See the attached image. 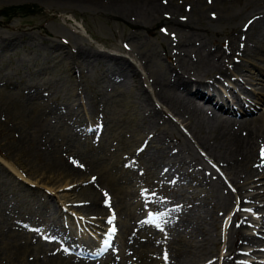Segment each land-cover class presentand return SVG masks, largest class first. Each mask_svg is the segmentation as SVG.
<instances>
[{"label": "rangeland", "instance_id": "374dc122", "mask_svg": "<svg viewBox=\"0 0 264 264\" xmlns=\"http://www.w3.org/2000/svg\"><path fill=\"white\" fill-rule=\"evenodd\" d=\"M204 1L208 5V12L206 11L200 18L193 20L189 16L190 13L186 12L181 13V17L177 19H171V17L165 15L154 17L147 14V9H144L140 5V7H131L133 8L132 11L128 9L129 3H127L126 7L122 4L115 6L110 4L108 0H0V12L3 13V15H0V36L7 37V39L10 38L9 40L17 36L20 37V41L18 40L17 42L18 44L10 45L11 47L8 44L0 50V87L3 88V90H0V226H2L0 227V232L1 234L3 232L4 236L9 234L7 233L9 228L6 226L5 220L10 221L12 213L13 221L21 222L20 229H23L22 231L16 232L18 234L13 232L9 235L10 237H7V242L10 245L16 243L25 244V235L21 236V238L19 237L23 232L25 234V216H27V220H32L37 224L41 222L44 227H50V229L55 225L52 219L58 220V222L64 221L68 225V228H71L73 234H77V227L80 232L85 229L84 231L86 234L88 233V238L91 236L89 232L96 235L97 231H102L104 235L108 226L112 224L114 228H117L119 224H116V220L119 219L122 222L124 219L128 222H123V226L128 225L127 228L131 232L130 236L132 234H138L137 236L141 238L149 235L151 239H156L155 241L151 240L154 246H157L159 249L161 248L160 250L166 248L167 250L165 249L161 253L162 256H164L163 253L166 255L168 248L171 250L172 247H176L180 243L188 259H191V257L192 259L194 257L197 259L198 255L199 258L195 262L197 263L200 260L201 262L199 264H203L202 260L204 259L202 256L200 257L202 243L209 245L210 253L208 254L212 252L214 256L218 254L216 256V262L218 264H221L223 256L227 255L228 248L234 249L236 260L240 264H264V230H262V226L260 227L257 222L248 225L245 224L246 226H239L236 221L237 214H241L242 216L243 213L247 214L250 212L245 209L246 206L251 207V209H254L256 206L257 208L254 210L255 215H253L255 217L254 219L258 221L264 220V173L259 174V177L247 179L246 182L248 184L244 181L245 185L254 187V189L249 191L250 187L248 188L247 186L238 191L237 187L239 185L245 186L244 182H236L232 185L230 182L231 176L224 172L225 170H218L215 165L214 157L219 156L220 153L202 148L196 143L195 139L185 134L184 130H187L186 125L188 122L175 114L158 97L157 90L161 88L159 87V85L161 86V82H155L156 84L153 82V79L155 81L163 80L161 78V68L169 64V60L167 59L168 54L171 55L169 59L172 58L173 61H175V57L177 56L170 37L173 35H194L204 40L207 47H212L211 49H215V54L221 56L225 48L230 49L232 45H239L243 37L247 39L248 34H246L245 28L264 8V0H228L217 8L213 5L212 0ZM124 3L126 2L124 1ZM21 5H25V8L20 7ZM195 40L197 41L196 46H198L200 40L198 38ZM49 44L55 45L54 48H51L53 51H51ZM46 46L49 47L47 52L46 48H44ZM85 50H98L112 55L125 56L127 61L138 68L143 79V84L151 97V100L149 102L147 101L148 104L152 103V105H157L161 109V114L152 123L153 129L168 131L172 137L181 136L185 143L180 144V147L189 149L190 153L198 158L195 164L197 170L200 168V165L202 166V164H198L199 161L205 165L203 166L205 169L201 167L200 170L205 175L209 173L206 176L208 179H210L209 176L213 179L215 182L214 186L207 187L208 185L204 183H202L204 186L199 183L195 185L193 179H188L183 182L184 185L179 186L180 189L174 191L171 188H165L169 185V179H167L164 169L147 167L142 162L141 153L137 155L133 152V155L130 157L124 156L129 151V148H131L132 141L139 127L143 125L141 116L142 114L144 116L148 104L130 92L128 87L129 81L122 82L117 80L119 84L117 87L121 85L118 90L121 92L122 98L124 97L129 101V107L124 108L123 111L121 109L112 110L114 108L108 107V105L104 107L102 101L104 102L105 99L99 96V91L102 88V83L106 81L103 77L106 61L93 60L92 58L79 59V54ZM189 50V55H194V58L189 59V61L195 60L198 55H201L199 52ZM23 57L27 60L29 58V63L20 62ZM74 58L78 60L76 63L79 64L76 70L72 64ZM34 62H44V65H32ZM143 62H147L145 65L148 64V71L143 66ZM31 70L34 73H30ZM149 72H152V75ZM201 74H198L200 78L210 82L214 78L210 74ZM249 75L250 72L243 69L239 71V75L233 74L230 79L222 83H214L230 99V91L227 88L242 94L241 86L243 83L249 89L256 86V83L243 82V80H247L250 77ZM234 80L235 84L233 83ZM2 84L6 87H3ZM7 90L9 92H17L18 100H14L12 103L9 98L6 99L10 96ZM169 92H166L167 95L172 97V92ZM164 94L165 92H163ZM173 97L172 101H175L176 97H174L175 99ZM93 98L99 100L96 108L92 106L90 108L92 111L95 109L93 111L95 113L94 119L87 116L83 108L79 105V102L82 101L86 106H89L90 104L88 103ZM19 100L22 102H32V100H36L38 103L42 102L40 104L43 107L42 116L43 119L46 117L48 120V127L39 130V125L36 126V120L37 122L41 121L35 116L29 117L26 112H22L21 110L13 109L11 112L6 111L7 107L14 106ZM263 101L261 100L257 103L259 106L256 104L252 112L253 114H256L258 109L264 107L261 104ZM176 103L182 108L185 102L179 101ZM62 109L81 113L79 116L83 115L84 117L82 124H80L81 126L73 125L70 119H64L60 116L57 117L55 112H53ZM261 111H264V108ZM89 114H91L90 111ZM138 119H140L139 125L138 122L136 124L134 123ZM107 120L111 124V132L105 131L103 133L104 136H100V128L104 127L103 121L107 123ZM46 134H49L50 138L59 142L61 147L63 146L65 154L62 156L64 157L62 159L64 161L68 154L76 151H80L82 157L87 158L91 153L88 149H85V146H96L99 140L101 141L102 138H107L105 140V146L100 147L97 144L95 147L97 149L95 150L96 155L101 157V162L105 163L107 160L110 163V161H114L116 154H120V158L123 156L125 159L128 158L127 160L130 162H134H131L132 166H134L132 169L134 178L131 175V177H128L131 179L129 181L127 180L123 185H127L126 189L132 190L131 192L134 193L140 190L139 187H143L142 189H144L141 191L142 194L136 192L132 195L134 199H137L135 201L139 204L141 203L140 206H143L140 207L141 212L137 209L136 211L133 210L137 215L134 217H137L139 223L133 222L134 217H130L129 219L123 218L122 213H118V210L108 203H104L103 206L107 208L106 212H109L112 207L109 214H116V216L112 215L114 219H94L90 217L94 215L91 210L85 211L82 203H72L78 198L77 190L79 188L73 186L75 183L69 181V177L67 179V177L63 176V173L36 171V166L38 169L47 168L48 161L45 159V156L48 149L45 146H39L41 137L43 138ZM92 136L97 137L95 139ZM88 138L91 139V144H88ZM147 138H144V140H147ZM80 139L84 140L82 142L84 145L82 146L78 144ZM52 142L50 144H53ZM74 144L76 145L74 146ZM68 147L70 148L67 149ZM115 147H117V153L115 152ZM133 147L135 148V141L132 150L134 149ZM133 156L137 157L136 160H132ZM258 156H261V152H258ZM118 165H121V161ZM13 166L21 172V175L16 174L17 171L13 170ZM207 171L214 172V175L216 173L218 176L212 178L210 172L207 173ZM85 175L87 176L88 173ZM31 180L34 181L31 182ZM218 187H221V191ZM254 193L253 198L242 200L245 207L242 209L236 208L235 204L238 203L239 195L245 196ZM32 194H39L40 198ZM172 197L177 198L175 201L178 205V209L174 212L169 211L164 204L172 200ZM68 198L71 201H66ZM106 201H110V199L107 197L104 202ZM48 202L49 206L45 205ZM126 202H130V199H127ZM179 209L182 210L179 213L188 215L189 219L186 220L191 221L192 229L197 226L201 229V231L199 230L201 235L198 230L193 234V232L188 231V227H184L183 220L178 217V215H181L177 213ZM30 211H33V213ZM140 220L142 221L140 222ZM77 222L78 224H76ZM2 229L4 230L2 231ZM37 229L39 227L35 229V233L37 234L36 238L35 235L33 237L31 236L32 239L30 238L33 240L32 242L38 245L41 244V246L51 245L45 235L39 238L40 233ZM152 231L154 234H152ZM173 232L175 233L172 234ZM247 233L256 235L259 240L257 242H247V244L242 243L243 237L248 236ZM208 235L214 242L218 243L213 245L208 242L206 240L208 239ZM158 237L164 241L163 245H161L162 241L160 244ZM111 238H114L116 241L112 243ZM176 240H178L177 243ZM110 241L107 243V247L110 246L111 248V245L115 244L120 249L124 247L121 244V239L118 237V232L111 233ZM120 244L122 246H119ZM123 249L121 251L124 254L126 253V249L124 252ZM260 249L262 250L260 252L254 251ZM125 255L128 257L127 254ZM1 257L2 255H0ZM8 262L10 264H16L11 263L6 258L0 260V264H9ZM101 264H103L102 261ZM168 264L173 263L169 262Z\"/></svg>", "mask_w": 264, "mask_h": 264}, {"label": "bare ground", "instance_id": "6f19581e", "mask_svg": "<svg viewBox=\"0 0 264 264\" xmlns=\"http://www.w3.org/2000/svg\"><path fill=\"white\" fill-rule=\"evenodd\" d=\"M108 1L110 4H113L115 6L122 4L125 7L127 6V3H129L130 5L128 9H131L132 11H133V8L131 7L142 6L144 7V9H147V14L149 15H152L154 17H160L161 15L162 16L165 15L167 17H171V19H177L181 17V13L186 12V13H190L189 16L192 17L193 20H195V19L200 18V16H202V14H204L206 11L208 12V9H207L208 5L206 4L204 0H108ZM124 1L126 3H124ZM207 1H211V0H207ZM212 1H213V5L215 6V8H217L222 3L227 2L228 0H212ZM245 29L247 32L246 34H248L246 37L247 39L243 37L239 45H232L230 46V49L224 47L225 50L222 51L223 55L221 54V56H218L217 54H215L214 52L215 49H211L212 47L211 48L207 47L206 42L199 37H196L191 34H186L184 36L173 35L170 38L172 39L171 41V43H173L172 45H174L175 47V51H176L175 54H177L176 57L174 56L175 61H173L172 58L169 59L171 55L168 54L167 59L169 60V64L161 68V75H162L161 78L163 80L155 81V79H153L154 83L161 82V86L159 85V87L161 88H158L157 90L158 97L164 103H166L168 107H170V109L175 114L179 115L184 121L188 122L186 125L187 130H184L185 134H188L192 139H195L196 143H198L202 148H205L209 151H218L220 153L219 156L214 157L215 165L218 168V170L220 171L225 170L224 172H226L227 174L231 176L230 182L232 183V185L235 184L236 182H244V181L246 182L247 179L259 177V174L264 173V157H262V155L258 156V152H262V150H264V111H260L257 115L250 114V112L253 110V107L256 106V103L264 99V8L256 15V17H254V19L247 25ZM196 38L200 40V43H198V46H196V43H197V41L195 40ZM9 39L10 38L7 39V37L0 36V50L1 48H3L4 46H7L8 44L9 46L13 44H18L17 42L20 39V37L17 36V37L12 38L11 40ZM54 46L55 45L49 44L50 49L54 48ZM49 47L47 46L44 47L46 48V52L48 51ZM189 49H191V51L194 50L196 52H199L201 55L200 56L198 55L195 60H190L191 61L190 62L189 59H193L194 55L193 56L189 55L190 53ZM51 51H53V49H51ZM186 57L188 58L185 59ZM80 58H86V59L92 58L93 60L106 61V64H104L105 67L103 70V77H104V80L106 81L102 83V88L99 91V96L105 99L104 102L102 101L104 107L108 105V107L110 106L114 108V109L111 108L112 110L121 109L122 111L124 108L129 107V101L125 99L124 97L122 98L121 92L117 91V89L121 87V85L117 87V85H119L117 80L118 81L120 80L122 82L129 81L128 87L130 89V92L138 96L140 100L145 102L146 104H148V102L151 100V97L149 96V93L145 85L143 84V79H142V76L138 68H136L135 65L127 61L125 56L112 55L110 53L100 52L98 50H85L81 54H79V59ZM28 60L30 59L28 58ZM28 60L25 57H23L21 58L20 62L29 63ZM77 61L78 60H76V58L72 60V64L75 70L78 67L77 65H79L76 63ZM146 63L143 62L142 64L145 67V69L148 71V68H147L148 64L145 65ZM32 65L42 66L44 65V62L43 63L34 62ZM187 66H190V67H187ZM243 69H246L250 72V75H249L250 77L247 80H243V82L256 83V86L249 89L245 87L243 83V85L241 86L242 94L239 93L238 91H233L230 88H227V90L230 91V96H229L230 99H229L225 95V93H223L222 89L217 87L214 82L222 83L225 80L230 79L233 76V74L239 75V71ZM38 72H35V73H38ZM30 73H34V72L31 70ZM201 73H204V75L210 74L214 78L211 80V82L206 79H202L199 76V75H202ZM149 74L152 75V72H149ZM233 83L235 84V80L233 81ZM3 87H6V86L4 85ZM0 88H1L0 90H3L2 87ZM168 91L172 92V95L176 97L175 99L172 96L175 99V101L174 100L172 101V97L167 95L166 92ZM163 92H165L164 95H163ZM16 93L17 92L8 91V94L10 96L7 95L8 97L6 99L9 98L13 103L14 100H18ZM99 96L98 98L101 100ZM19 101L17 102V104H14V106H12L13 108L10 107L12 109L7 107L6 111L11 112L13 109L18 110V111L21 110L22 112H26V114L29 117L35 116L39 119V121H41V122H37L36 120V123H37L36 126L39 125V130L48 127V124H49L48 120L46 119V117H44L43 119V116H42L43 107L42 105H40L42 102L38 103L36 102V100L35 101L32 100V102L31 101L30 102L28 101L19 102ZM98 101H99L98 99L93 98V99H90L88 103L90 104L89 106H86L85 103H83L82 101L79 102V105L81 106V108H83L87 116H90L91 118L94 119L95 113H93V111L95 109L92 111V109L90 108L91 106L96 108ZM179 101L185 102L187 104L183 103L184 107L181 108L180 106L177 105L178 103H176ZM148 105H147L146 111L144 112V116L143 114L141 116V120L143 119V125L139 127L138 132L134 136V139L132 141L131 148H129V151L126 154H124V156L130 157L133 155V152H135L137 155L141 153L142 162H144V164L147 167H150V168L153 167L154 169L160 168L162 170L164 169L165 170L164 172L166 173V177L167 179H169L168 180L169 185L165 188H171L172 190L176 191L180 189L179 186L184 185L183 182L187 181L188 179L189 180L193 179L195 182V185L196 183H199L200 185L204 183L208 185L207 187L214 186L215 182L213 181V179H211L210 176H209L210 179H208V177L206 176L209 174L208 172L210 171H207L208 174L205 175L202 172V170H200V168L205 165L199 161L198 164H202V166L200 165V168L197 170L195 168V164L198 158L193 156L190 153L189 149L180 147V144L182 145V143L183 144L185 143L181 136L172 137L168 131H164V130L160 131L159 129H156V130L153 129L152 123L156 120L157 116L161 114V109L157 105H152V103H149ZM89 111L91 114H89ZM53 112H55L57 117L60 116V117H63L64 119L65 118L70 119L73 125L81 126L80 124H82L83 122V118H84L83 115L79 116L81 115V113H76V112L65 110V109L56 110ZM139 120L140 119H138L134 123L136 124L138 122V125H139ZM103 126L104 127L100 128L101 129L100 136H104L103 133H105V131L107 132L110 131V129L112 128L108 120H107V123H104L103 121ZM92 137H95V136H92ZM89 138H88V144H91V139ZM144 138L145 139L147 138V140H144ZM106 139L102 138L101 141L99 140L97 144H99L100 147L105 146ZM79 141H80L78 142L79 146L84 145V143H82L84 142V140L80 139ZM134 141H135V148L133 147L134 149L132 150ZM50 142H52L53 144H50ZM175 144H176V147H175ZM41 145L43 147L44 146L47 147L48 149L47 154L45 156V159L48 161V163H47V168H44V169H38V167L36 166V171H39V172L52 171L54 173L55 172L63 173V176L67 177V179L69 177L70 179L69 181H72V183L73 182L75 183V185L73 186H76V188H79V190H77L78 198L75 199L76 201H73L72 203H80V204L82 203L83 205L82 207H84L85 211L91 210V212L94 214L90 217L94 219H100V218L108 219L109 218L112 220L114 219L112 216L114 215V213L112 215L111 213L109 214L112 207H115L118 210V213H122L121 215L123 216V218H126V219H129L130 217H134L136 215L135 214L136 212L134 213L136 209L140 211V207L142 205L138 206L139 203L137 204L131 201L126 202L127 200L126 196L134 195L136 191L134 193V192H131V190H126L127 185L126 186L123 185V183L131 179V178L129 179L128 177H131L132 175V169L134 168V166H132V163L134 162L131 161L132 162L131 163L129 160H127L128 158L127 159L123 158L122 154H121L122 158H120V154H116L114 161H110V163L107 160L106 161L104 160L105 163L101 162L100 161L101 157L96 155V152H95V150H97L95 149L96 146H93V145L85 146L86 147L85 149H88L91 153V155L87 156V158L89 159L82 157L80 151L75 150L76 152H71L70 154H68L64 161L62 159L64 158L62 156L65 154L64 153L65 150L63 146L61 147L59 142L50 138L49 134L44 135L43 138L41 137L39 146ZM75 145L76 144H74V146ZM69 148L70 147H68L67 149ZM114 149L116 150L115 152L117 153L118 152L117 147H115ZM136 158H137L136 156H133L132 160H136ZM120 161H121V165H118ZM13 168H14L13 170L17 171L16 173L17 175H21V172L18 169H16V167L13 166ZM203 169L205 168L203 167ZM32 171H35V170H32ZM86 173H88L87 176L85 175ZM210 175L212 176V178H216L218 176L216 173L214 175V172H210ZM32 181L34 180H31V182ZM245 182H244V185H245ZM247 186L248 188L250 187L249 191H251V189H254V187H251L249 185H245V186L239 185L237 187V190L240 191L244 189V187H247ZM218 188L220 190L221 187H218ZM249 193H252V192H249ZM32 195L40 198L39 194H32ZM254 195L255 193L252 195L247 194L245 196L239 195L238 203L235 204L236 208L238 209L242 206L243 204L242 200H248L250 198H253ZM106 197H108L110 201L104 202ZM173 197H172V200L167 201L164 204L169 209V211L171 210L174 212L176 209H178V205H177V202L175 201L177 198L175 199ZM67 200H70V199L68 198L66 199V201ZM104 203H108L110 206H112L109 212H106L107 208L103 206ZM45 205L49 206V202L48 204H45ZM12 210L14 211V209ZM32 210L34 211V209ZM33 211H30V212L33 213ZM177 211H178L177 213H179L182 210L179 209ZM87 213H90V212H87ZM179 214L181 215H178V217H180L183 220L184 227L185 228L188 227V231H190L191 233L193 232V234L197 230L201 231V229H199L198 226L192 229L191 221L186 220V219H189L187 214H182V213H179ZM114 216H116V214ZM12 217H13V213H12ZM12 217L10 218L11 219L10 221H8L5 218L7 220V221L5 220V224L9 228V230L7 228L8 230L7 233L9 234H6L4 236L3 232L2 234L0 232L1 234L0 235V255H2L0 260L2 258H6V260L10 261L11 263H16V264H99L100 259H102L103 264H168L169 262L173 264H199V262H201L200 260H198L197 263L195 262V260L199 258L198 255H197V259L196 257L192 259L191 256H190L191 259H188L180 243H178L176 247H172L171 250L168 248L166 255L163 253L164 256H162L161 253L166 249L165 247H164L165 248L164 250H160L161 248L159 249L157 248V246H154L153 245L154 243H151V240H154V239H151L149 235L146 237L139 238L137 236L138 230L136 231L137 235L132 234V236H130L131 232L127 228L128 225L126 224L123 226V222L126 223L127 220H124L123 218H122L123 219L122 222L119 219L116 220V224L118 223L119 226L117 228L115 227L116 229L114 233L118 232V237L121 239V244H123L124 246L121 249L124 248L123 252L126 249V253L124 254L122 253L120 248L115 246L116 245L115 244V245H111L112 246L111 248L110 246L107 247L105 250V254H102L103 256L98 255L99 251L105 248V245L108 243V241H110L112 229H109V227H107L104 235L102 234L103 233L102 231H97L96 235L94 233L89 232V235L91 236L90 238H88V235H87L88 233L87 234L85 233L84 231L85 229H83L84 232L81 231L82 232L81 233L77 227L76 229L77 234L76 233L73 234L71 231V228L69 229L68 225L64 221L58 222V220L52 219V222L55 225H53L52 229H50V227L49 228L44 227L42 225L43 223L41 224V222H38V224L40 223V225H38L36 222L32 220H27V216H25V234L23 232L19 236L21 238V236L25 235L24 237L25 244L16 243L14 245H10L9 242H7L8 240L7 237H10L9 235L12 234L13 232L16 233V232L23 230V229H20L21 222H16V221L14 222ZM134 218L135 219H133L134 220L133 222L139 223V221H137V217H134ZM66 219H67V216H66ZM141 221L142 220H140V222ZM236 221L238 222L239 226H246L248 224L257 222L260 227L262 226L261 227L262 230H264V220L258 221V220H255L254 218H251L250 220H248V218L246 217H239L238 215H236ZM76 224H78V222ZM36 227H39V229H37L39 230V233H40V235L38 234L39 238L42 235H45V237L48 239L51 245L49 246L43 245L44 246L43 247L41 246V244L38 245L32 242L33 241L31 240L32 237L35 235V238H36V235H37L35 233ZM3 230L4 229H2V231ZM165 231H168V230H165ZM174 233L175 232H173L172 234ZM204 233L206 232L204 231ZM152 234H154L153 231H152ZM247 234L248 236L243 237L242 243L247 244V242H257L259 240L256 235H253L252 233H247ZM200 235H201V232H200ZM152 237L154 236L152 235ZM2 238H5V239H2ZM181 239L183 240V238ZM206 240L213 245H216V243H218V242H214L211 239V237H209V235H208V239ZM115 241L116 240L113 238L112 243ZM159 241H160V244L162 241L161 245L164 244V241L162 240V238ZM177 241L178 240H176V243ZM121 244L119 246H122ZM209 248H210L209 245L201 243L200 257L202 256V258L204 259L202 260L203 264H218L216 262V258H217L216 256L218 254L215 256L213 252L211 254H208L210 253ZM260 251L261 250H259V252ZM125 254H127L128 257H126ZM165 256H167V259H165ZM221 264H240L236 260L234 249L228 248V253L227 255L223 256V260Z\"/></svg>", "mask_w": 264, "mask_h": 264}, {"label": "snow or ice", "instance_id": "6c2138e0", "mask_svg": "<svg viewBox=\"0 0 264 264\" xmlns=\"http://www.w3.org/2000/svg\"><path fill=\"white\" fill-rule=\"evenodd\" d=\"M261 155L264 157V150H262ZM112 231L115 232V228H113ZM165 259H167V256H165Z\"/></svg>", "mask_w": 264, "mask_h": 264}, {"label": "trees", "instance_id": "16d2710c", "mask_svg": "<svg viewBox=\"0 0 264 264\" xmlns=\"http://www.w3.org/2000/svg\"><path fill=\"white\" fill-rule=\"evenodd\" d=\"M20 7H22V8H25V5H21ZM19 8V7H18ZM0 13H2V12H0ZM3 14V13H2Z\"/></svg>", "mask_w": 264, "mask_h": 264}]
</instances>
